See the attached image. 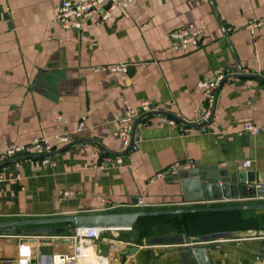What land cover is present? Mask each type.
Segmentation results:
<instances>
[{"label":"crops","instance_id":"0c3cea01","mask_svg":"<svg viewBox=\"0 0 264 264\" xmlns=\"http://www.w3.org/2000/svg\"><path fill=\"white\" fill-rule=\"evenodd\" d=\"M60 2L0 0V152L37 137L71 138L51 155V166L35 169L23 156L0 164V222L238 204L186 202L180 173L197 167L227 170L231 183L242 173L254 179L250 187H264V132H235L243 122L264 128V27L254 35L248 29L250 20L264 18V0H133L103 25L87 21L79 31L59 25ZM188 25L203 29L198 48L161 58L169 34ZM116 65L125 72L95 71ZM218 70L229 75L206 133L159 124L161 117L192 120L203 104L197 82ZM124 102L150 110L128 153L114 137ZM107 152L121 155L123 164L101 169ZM246 160L250 167L243 169ZM258 202L264 199L242 201ZM28 228L50 230L26 237L45 262L71 252L72 224ZM215 232L232 237L196 239ZM161 237L183 241L148 242ZM17 245H1L0 264H14ZM84 247L91 262L99 257L109 264H197L195 254L211 264H264V209L140 218L131 229L99 230Z\"/></svg>","mask_w":264,"mask_h":264},{"label":"built area","instance_id":"2783aa9c","mask_svg":"<svg viewBox=\"0 0 264 264\" xmlns=\"http://www.w3.org/2000/svg\"><path fill=\"white\" fill-rule=\"evenodd\" d=\"M133 0H61L57 8L56 19L64 30L79 31L84 22L91 21L95 26H101L106 23L111 13L116 9L126 10L132 4ZM264 27V18L252 19L248 22V29L254 35L257 28ZM203 29L188 25L172 31L169 36V45L161 52V58H169L171 55L183 56L188 55L199 46L200 37ZM125 65L106 66L95 68V71L109 70L111 72H125ZM229 73L223 70H218L212 73L209 77L201 78L196 87L201 93L203 104L201 105L198 114L192 120H182V124L178 123L177 119L171 117H161L159 124H167L170 126L179 125L181 134L206 133L208 127L212 124L215 117V103L217 92L220 85L228 77ZM124 113L120 118L121 128L114 133V137L120 139V152L128 153L131 150L132 138L134 135L133 125L136 121L139 126H146V122H142L144 114L147 113V104H143L142 111L131 108L124 102ZM83 129V122L78 123L76 132L80 133ZM237 135L249 134L255 136L260 132H264V128L257 126L251 122H243L235 130ZM71 138L67 134H58L51 138L37 137L33 138L28 144H18L8 147L0 152V164H3L11 159L19 156L28 161L33 168L51 166V155L53 152L61 150L64 146L70 144ZM123 158L117 154L114 156L104 155L101 158L100 168L121 166ZM187 164L194 167L191 160ZM178 164L174 168H177ZM250 167V161L246 160L241 163V168ZM164 174L159 173L157 178L163 177ZM2 177L0 175V181ZM262 184H255L254 188H262ZM65 197L72 195L71 192L63 193ZM264 198H253L252 200H262ZM251 200V199H248ZM242 201V200H241ZM233 202H239L233 201ZM139 205H143L140 200ZM99 230L94 228H76L68 236L71 244V252L64 254H54L48 258L40 255L39 251H35L31 244L20 243L17 245V255L14 264H109L103 258H96L91 262V253L84 247L86 240L98 239ZM34 256L40 259V262L34 261Z\"/></svg>","mask_w":264,"mask_h":264},{"label":"water","instance_id":"95a60500","mask_svg":"<svg viewBox=\"0 0 264 264\" xmlns=\"http://www.w3.org/2000/svg\"><path fill=\"white\" fill-rule=\"evenodd\" d=\"M236 72V70H233ZM138 121L133 125L134 134L136 132V125ZM134 135L133 138L134 139ZM87 141V140H86ZM133 141V140H132ZM83 142V140L79 141ZM91 142V141H89ZM95 145L97 143L91 142ZM98 146V145H97ZM100 149L101 147L98 146ZM66 147L62 148V151ZM56 152V151H55ZM53 152L52 154H54ZM109 155L111 154L107 152ZM50 154V155H52ZM20 159V158H19ZM18 159V160H19ZM181 186L183 198L186 202H219V201H239L238 204L229 206H209L199 208H182L173 210H153L144 211L139 210L136 212L127 213H112V214H93L85 216H70L61 218H49V219H37V220H21V221H9L0 222V237H18L10 240L0 239V248L3 244L10 243H25L26 237H31L36 234H46L50 230L47 228L32 229L30 226L41 225H57L61 223H70L74 229L82 228H94L97 230H123L131 229L136 221L140 218L148 217H161V216H181L197 213H214V212H240L250 210H263L264 202H258L253 204H243L242 201L253 198H264V187L255 189L250 187L254 182L248 175L239 173L235 183H231V177L227 170H219L216 166L213 167H197L195 169L186 170L180 173ZM242 200V201H241ZM25 227V228H24ZM27 227V228H26ZM19 237H22L19 239ZM232 237V232H216L212 234H206L201 236L198 240L203 242L229 240ZM17 239V240H15ZM188 242L189 238H185ZM183 238H153L148 240L151 244H179L182 243ZM197 264H211L200 260L199 254H195Z\"/></svg>","mask_w":264,"mask_h":264},{"label":"trees","instance_id":"16d2710c","mask_svg":"<svg viewBox=\"0 0 264 264\" xmlns=\"http://www.w3.org/2000/svg\"><path fill=\"white\" fill-rule=\"evenodd\" d=\"M216 233V232H215ZM212 234V233H211ZM201 236H203V235H201ZM201 236H198V237H196V239H197V241H200V240H198ZM177 238H179V237H177Z\"/></svg>","mask_w":264,"mask_h":264},{"label":"rangeland","instance_id":"374dc122","mask_svg":"<svg viewBox=\"0 0 264 264\" xmlns=\"http://www.w3.org/2000/svg\"><path fill=\"white\" fill-rule=\"evenodd\" d=\"M245 212H247V211H245ZM250 212V211H249ZM149 220H151V219H149Z\"/></svg>","mask_w":264,"mask_h":264}]
</instances>
